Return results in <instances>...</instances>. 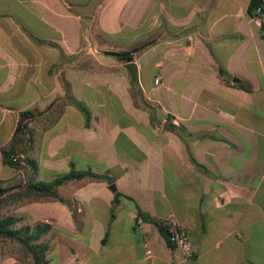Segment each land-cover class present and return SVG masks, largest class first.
<instances>
[{
	"label": "crops",
	"instance_id": "crops-1",
	"mask_svg": "<svg viewBox=\"0 0 264 264\" xmlns=\"http://www.w3.org/2000/svg\"><path fill=\"white\" fill-rule=\"evenodd\" d=\"M90 1L0 0V180L32 173L2 162L31 112L14 149L35 161L36 180L74 166L112 181L68 180L58 198H8L0 210L50 224V264H264V33L249 0L71 10ZM148 40L135 80L113 52ZM164 218L188 228L193 259L167 244ZM0 264L34 263L0 238Z\"/></svg>",
	"mask_w": 264,
	"mask_h": 264
},
{
	"label": "trees",
	"instance_id": "trees-1",
	"mask_svg": "<svg viewBox=\"0 0 264 264\" xmlns=\"http://www.w3.org/2000/svg\"><path fill=\"white\" fill-rule=\"evenodd\" d=\"M257 8L264 9L263 0H249L247 6V15L252 19L257 13ZM262 30H264V22L262 24ZM153 40H148L144 43L134 46L128 51L113 52L118 58L124 61H131L133 55L139 50L143 49L147 45L151 44ZM218 71L220 74H226L222 64H219ZM37 113L24 112L20 114L17 122L12 140L7 149H2V162L4 165L13 167L15 169L29 170L31 175L23 177L20 182L13 186H5L4 181L0 180V206L11 200H21L23 197L30 196H52L58 198L56 193L57 186L68 180L82 179L85 177L106 179L112 181V178L94 173L91 170H80L71 166L68 172L56 176L51 181L36 180L32 175L36 173L37 165L33 159L24 157L23 159L16 157V151L14 149L15 143L18 141L17 134L23 132L25 128V119H29L35 116ZM15 189L13 192H9ZM9 192V193H8ZM116 193V198L119 196ZM160 232L164 236L167 244L173 247L169 241V230L163 225L161 221L156 222ZM51 229L49 223L35 221L34 223H28L25 221V216L22 213H7L0 217V238L12 239L20 242L28 251L34 264H50L47 259L48 243L42 240V237Z\"/></svg>",
	"mask_w": 264,
	"mask_h": 264
},
{
	"label": "built area",
	"instance_id": "built-area-1",
	"mask_svg": "<svg viewBox=\"0 0 264 264\" xmlns=\"http://www.w3.org/2000/svg\"><path fill=\"white\" fill-rule=\"evenodd\" d=\"M256 15L252 18L254 24L260 29L262 33V24L264 22V9L257 8ZM161 76L154 78V83L159 84ZM177 121V120H176ZM175 121V123H177ZM163 225L169 230V241L175 247L184 259H193L195 257V250L191 241L190 233L187 227L180 224L175 218H164L160 220Z\"/></svg>",
	"mask_w": 264,
	"mask_h": 264
},
{
	"label": "water",
	"instance_id": "water-1",
	"mask_svg": "<svg viewBox=\"0 0 264 264\" xmlns=\"http://www.w3.org/2000/svg\"><path fill=\"white\" fill-rule=\"evenodd\" d=\"M97 3H98L97 0H91L90 2L85 4L84 6L71 4L70 7H71V10H73L77 14L92 15L94 13V9H95V6ZM126 65L130 71L131 76L136 80L137 79L136 64L134 62L130 61ZM165 126H166V128L174 129L173 126L169 122H166ZM111 188L114 189V186L112 185Z\"/></svg>",
	"mask_w": 264,
	"mask_h": 264
},
{
	"label": "rangeland",
	"instance_id": "rangeland-1",
	"mask_svg": "<svg viewBox=\"0 0 264 264\" xmlns=\"http://www.w3.org/2000/svg\"><path fill=\"white\" fill-rule=\"evenodd\" d=\"M21 179H22V178H21V175H20V176L18 177V179L15 181V183L18 184V183L20 182ZM12 208H13V207H12ZM12 208H10V209H12ZM8 211H9V210H7V211H6V210H3V209L0 210V217L3 216V215H5ZM33 211H34V210H33ZM34 212H38V213H39L40 211H34ZM29 213H30V212H29ZM29 213H28V214H29Z\"/></svg>",
	"mask_w": 264,
	"mask_h": 264
}]
</instances>
